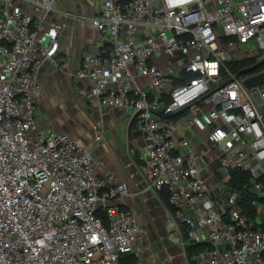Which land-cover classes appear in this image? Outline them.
Masks as SVG:
<instances>
[{
  "label": "built area",
  "instance_id": "2783aa9c",
  "mask_svg": "<svg viewBox=\"0 0 264 264\" xmlns=\"http://www.w3.org/2000/svg\"><path fill=\"white\" fill-rule=\"evenodd\" d=\"M54 1L0 0V264H120L123 254L163 264L145 257L144 229L113 202L129 183L35 119L39 68L69 61ZM94 1L100 37L74 74L78 97L92 111L130 114L148 187L167 193L180 245L199 246L188 264H264V81L243 83L264 73V0ZM182 121L205 127V149ZM212 150L227 179L248 175L253 216L239 190L211 198L199 158Z\"/></svg>",
  "mask_w": 264,
  "mask_h": 264
},
{
  "label": "crops",
  "instance_id": "0c3cea01",
  "mask_svg": "<svg viewBox=\"0 0 264 264\" xmlns=\"http://www.w3.org/2000/svg\"><path fill=\"white\" fill-rule=\"evenodd\" d=\"M96 7L94 0L54 1L55 17L66 22L59 39V52L67 55L69 61L67 65L59 69H55L49 64H44L39 68L38 78L42 89L40 100L43 96L44 84L51 83L53 87L58 85L60 90H58L60 92L58 96L60 99L64 101L76 99L82 103V100L77 95L79 82L74 77V74L80 67L82 57L88 47L100 37L89 21V18L96 13ZM40 100L35 109L36 121L60 130L55 127L47 116L40 114L38 111ZM83 120V141L74 139L85 145L93 157L100 162L99 173L107 171L115 178L126 180L129 183L130 194L122 198H116L113 202L131 211L137 223L144 229L140 245L144 249L145 257L154 258L157 262L163 264H188L185 247L180 245L181 235L177 231V225H171V230H174L173 239L175 241L168 238L163 243L157 244L158 238H154V230L160 228V231L165 229L166 232L168 231V226L157 222L158 220L156 221V218L152 215H150L148 220L143 216L147 210L156 206V204H162L164 210L167 208L159 194L147 185L142 171V163L139 160L142 136L135 129L130 114L111 110L104 112L92 111L83 101ZM100 127L104 129V137L101 141L96 142V130ZM180 128L187 133L190 144L193 147L204 148L208 144L205 141L206 130L204 126L187 128L186 123L182 121ZM60 131L69 133L65 130ZM220 156L217 151L212 150L199 158L201 175L206 179L207 187L212 194L211 198L218 202H222V199L229 192L226 187L231 176L227 179L218 169ZM220 183H223L221 187L218 186ZM213 191H215V195H213ZM168 212H166L167 215L165 213V216L173 218ZM143 219L146 221L145 226L140 223V220ZM173 220L176 223L174 218ZM178 257L179 259H177Z\"/></svg>",
  "mask_w": 264,
  "mask_h": 264
},
{
  "label": "rangeland",
  "instance_id": "374dc122",
  "mask_svg": "<svg viewBox=\"0 0 264 264\" xmlns=\"http://www.w3.org/2000/svg\"><path fill=\"white\" fill-rule=\"evenodd\" d=\"M255 48L258 47L256 44H253L251 49ZM244 67H247V65L244 64ZM253 72L254 71H246L244 74H251ZM58 90V85L53 87V84L51 85V83L44 84L43 96L40 100V104L38 105V111L40 114L47 116L56 128L69 132L73 139L76 138L78 141H83V101L82 103L78 102L76 99L64 101L59 98L58 94L60 93V90ZM165 210L166 212L168 211L167 209ZM165 210L162 204H156V206H153L147 210L145 215H143L145 218H147V220L150 218V215H152L156 218V221L158 220L157 222L168 226V231L166 232L165 229H162L164 232L160 231V228L154 230V238H158L157 244L163 243L168 238L175 241L173 239L174 230H171V225L176 223L174 222L173 218H168V216H165ZM169 216L171 215L169 214ZM140 223H142L144 226L146 225V221L144 219L140 220ZM179 257L177 259H179Z\"/></svg>",
  "mask_w": 264,
  "mask_h": 264
},
{
  "label": "trees",
  "instance_id": "16d2710c",
  "mask_svg": "<svg viewBox=\"0 0 264 264\" xmlns=\"http://www.w3.org/2000/svg\"><path fill=\"white\" fill-rule=\"evenodd\" d=\"M263 181H264V177H263ZM226 188H228L229 191H232L234 189L239 190L243 194L244 196L243 208L247 212V214L253 216V210H251L249 206V202L252 200L253 193L251 192L248 175L239 170H234L231 173L230 180L228 181ZM158 194L163 204L166 206L167 210L170 212L172 216H174L175 211L168 202L167 193L159 192ZM261 200L264 201V199ZM197 249H199V246H195V245L187 246L185 248L187 257H189V255L192 252L196 251ZM133 262H134V257L130 254H123L120 257V264H132Z\"/></svg>",
  "mask_w": 264,
  "mask_h": 264
},
{
  "label": "water",
  "instance_id": "95a60500",
  "mask_svg": "<svg viewBox=\"0 0 264 264\" xmlns=\"http://www.w3.org/2000/svg\"><path fill=\"white\" fill-rule=\"evenodd\" d=\"M263 81H264V73H260L245 79L243 83L248 89H251L253 87L260 85Z\"/></svg>",
  "mask_w": 264,
  "mask_h": 264
}]
</instances>
